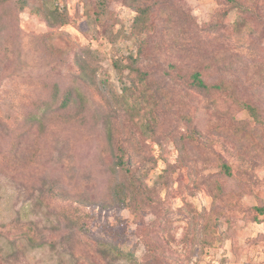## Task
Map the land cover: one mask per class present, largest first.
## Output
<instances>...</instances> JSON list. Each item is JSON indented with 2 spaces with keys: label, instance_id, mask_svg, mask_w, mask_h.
<instances>
[{
  "label": "rangeland",
  "instance_id": "374dc122",
  "mask_svg": "<svg viewBox=\"0 0 264 264\" xmlns=\"http://www.w3.org/2000/svg\"><path fill=\"white\" fill-rule=\"evenodd\" d=\"M87 48L101 105L117 107L112 96L136 74L114 59L139 54L149 72L153 137L125 114L116 120L115 147L146 172L130 206L97 203L110 160L100 151L112 148L106 105L84 127L40 130L51 85L78 83L67 68ZM194 70L228 83L231 97L190 89ZM251 129L264 130V0H0V264H264V213L254 209H264V132ZM73 207L86 214L81 228Z\"/></svg>",
  "mask_w": 264,
  "mask_h": 264
},
{
  "label": "trees",
  "instance_id": "16d2710c",
  "mask_svg": "<svg viewBox=\"0 0 264 264\" xmlns=\"http://www.w3.org/2000/svg\"><path fill=\"white\" fill-rule=\"evenodd\" d=\"M58 7L51 11L52 14H56L55 21L60 25H63L66 21L64 14L58 12ZM145 12L142 11L139 16H144ZM137 17V18H138ZM149 29V28H148ZM146 28V33L148 31ZM87 53L85 55H75L72 58L70 65L74 67L71 71V67L67 68V71H70V76H73L75 82L74 84L70 81L62 89L59 86V82L55 81L51 85V94L49 98H44L45 100L42 103V109L40 113L39 124L44 130V122H47L49 127H56L61 123H67L71 126L79 125L84 127V124L89 122V119L95 118L93 113H97V109L101 106L103 110L106 109L110 112V116L107 123V133L105 134L106 139L112 145L111 150L108 152L105 149L101 150V154L107 155L110 157L108 167L106 169V180L105 187L101 197L98 198L99 204H102L101 208L112 205H123L130 206L132 202L141 195V186L143 187L144 177L146 172L137 174L136 169L133 167V157L134 154L130 153L124 146L123 143L118 145L117 136L118 128L116 125V120L121 114L127 115V117L135 125H139L138 128L143 132L149 133V137H153V125L157 123L159 114L157 113V108L155 104L154 96H149L146 93V89L149 88L147 85V79L149 72L147 70L140 71L141 67L137 64L141 62L140 55L134 56L131 55L130 59L123 62L122 57H117L112 61V66L115 70L120 71L123 69H129V71L134 72V77L130 86L122 89L120 94H114L112 98L120 99L118 106L113 107L112 102L107 100L104 105L100 104V87L99 83L96 80L95 66L98 65L97 58L94 57L93 53L87 48ZM139 52V51H138ZM90 78V82H86V78ZM190 82L189 87L193 91H197L202 94H209L214 92H225L231 97L230 85L224 81L217 83H206L202 74L199 71H192L189 75ZM150 94V92H149ZM242 108L247 109L249 114L260 120V116L256 111V108L249 103H241ZM89 114V117L86 114ZM228 111L223 109L221 114L226 115ZM28 114H25V118H28ZM30 116V115H29ZM46 118V119H45ZM44 119V120H43ZM48 120V121H47ZM244 128L243 131L247 129L246 123H243L241 127ZM238 128V127H237ZM226 134H228L229 129L225 128ZM197 132V131H196ZM264 132L263 129H259V134L255 135L254 130H248L246 135L254 137H261L260 133ZM199 135L201 133L197 132ZM235 136H239V131L235 129L233 131ZM240 138V137H239ZM239 145H242L243 141H238ZM260 146L256 141L254 147ZM108 152V153H107ZM13 165V164H12ZM11 166V165H10ZM220 170L227 176H232L233 172L231 171V165L226 162L220 163ZM141 183V186H140ZM86 202L90 203L92 201V196L86 195ZM77 202V201H75ZM257 212L264 213V209L260 207L254 208ZM81 215V216H79ZM88 217V216H87ZM84 218L86 214L80 212L78 208L73 207V214L71 223L73 226L81 228L84 226ZM16 222H14L15 224ZM28 227L26 232H23L24 236L32 243H36L35 232L31 228L30 224L25 225ZM18 243V240L15 241ZM14 242V243H15ZM147 264V263H146Z\"/></svg>",
  "mask_w": 264,
  "mask_h": 264
}]
</instances>
